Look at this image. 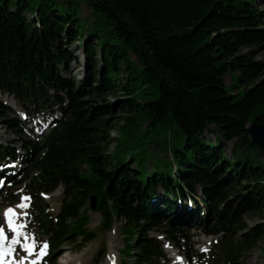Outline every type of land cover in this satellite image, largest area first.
I'll use <instances>...</instances> for the list:
<instances>
[{
	"label": "trees",
	"instance_id": "1",
	"mask_svg": "<svg viewBox=\"0 0 264 264\" xmlns=\"http://www.w3.org/2000/svg\"><path fill=\"white\" fill-rule=\"evenodd\" d=\"M262 4L0 0L1 95L30 113L61 114L43 142L23 140L27 175L0 170L34 198L31 220L50 242L42 264H56L66 240L82 249L97 237L94 197L101 229L121 222L134 244L121 264H160L155 231L187 246L192 231L222 233L209 264H240L258 245L264 224L246 232L243 216L264 207L263 154L247 130L264 125ZM73 62L87 71L79 86L67 74ZM10 112L0 99V115ZM25 124L9 121L16 132ZM18 156L0 143V166ZM59 187L54 214L42 194Z\"/></svg>",
	"mask_w": 264,
	"mask_h": 264
},
{
	"label": "rangeland",
	"instance_id": "2",
	"mask_svg": "<svg viewBox=\"0 0 264 264\" xmlns=\"http://www.w3.org/2000/svg\"><path fill=\"white\" fill-rule=\"evenodd\" d=\"M261 7L264 9V4L261 5ZM92 9L88 7L86 4H83V17L87 18L89 21H92L91 16ZM74 46H71L70 49H74ZM244 51H247V48H243ZM76 55L78 56L79 60L82 61L83 54L82 52H77ZM257 59H264V56L262 54L257 55ZM70 72H68V75H72L75 78V85L79 86L80 83L83 82L85 78V72L86 68L77 64L76 62H73L70 67ZM225 81L228 85L231 84V76L227 75L225 78ZM113 98V97H112ZM0 99L3 100L8 104V106L11 108V110L16 114H10L8 113L6 116L0 115V142L2 144H8L16 146V148L19 149V151H22V140L25 139L27 141L32 140L33 138L30 136L31 133L27 132H16L13 127L9 125V121L13 118L14 115L21 116L20 114L24 113L23 108L19 106V104L16 102L15 99H13L10 96L1 95ZM17 112H20L18 114ZM33 123H27V125H32ZM119 126V125H118ZM116 126V127H118ZM117 130V128L115 129ZM117 132V131H116ZM116 135V133H113ZM208 135L212 138L214 137V134L211 132H208ZM115 145V144H114ZM232 148V143H229V152ZM138 155V152L135 153ZM169 158H171V154L165 153ZM264 161V157L262 158ZM19 168L18 166H16ZM25 174L27 175L30 171V166H25ZM86 167L84 166V169ZM23 177V175H22ZM21 178H18L17 181L14 182H5L2 189L0 190V221L3 219V210L6 207H14L15 211L17 213L16 220L17 224H23L25 227L21 229L20 235L18 236V239L20 240L19 244H15V248L18 252V259L22 260V258L26 255V252L24 248L22 247L24 241L25 235L31 237L34 239L35 242H41L45 238L40 234L38 229L31 224L30 222V200L24 201L22 198L25 197V194L22 193L24 190V184L20 182ZM7 194V196H6ZM64 196V188L59 187L55 191L49 194H45V200L50 204V211L53 213H57L62 205V199ZM12 201H15V203H12ZM21 203H24L26 207L20 208L18 205ZM90 208L89 215H90V222L88 225V228L96 232L97 237L88 243L84 248L78 249L73 242L70 240H66L60 250H58L57 253H59V257L57 259L56 264H81V262H84V264H111L113 261H116L117 264H120L121 259L125 256L127 253H133L135 247L133 242L130 243L129 240L126 241V244L129 245L128 249H126V244L124 241V235L121 229V222L116 223L114 227L111 230L104 231L101 229V222H102V216L99 212L92 210L90 204L88 205ZM23 213H26L24 215ZM245 225H246V232L250 231L252 228L256 227L257 225L264 224V207H262L261 211H255L251 213H247L243 216ZM152 235L162 236L160 232H152ZM17 233L13 230L11 231V240L13 236H16ZM165 235V234H164ZM212 238L208 235H205L202 232L199 231H192L191 232V246L190 250L194 249L197 251V253H200L201 251L206 252V254H209L211 251V248L213 249V244L211 240ZM168 241V239L166 238ZM31 242V240L29 241ZM174 246L175 250L181 251L182 254H186V252H183L180 250L178 246H175V244H171ZM111 248H113V252H111ZM84 255V256H83ZM78 256H82L83 258H79L77 262L70 261L72 258H77ZM171 256V253L170 255ZM112 257V258H111ZM206 257H208L206 255ZM187 258L189 260V264H198L197 257H189V254L187 255ZM30 258L25 260L28 262ZM174 261L176 258L173 259ZM23 261V260H22ZM86 261V262H85ZM194 261V262H193ZM240 264H264V237H262L258 245L252 249L251 252L247 253L246 255L242 256L239 260Z\"/></svg>",
	"mask_w": 264,
	"mask_h": 264
},
{
	"label": "snow or ice",
	"instance_id": "3",
	"mask_svg": "<svg viewBox=\"0 0 264 264\" xmlns=\"http://www.w3.org/2000/svg\"><path fill=\"white\" fill-rule=\"evenodd\" d=\"M0 183H3L2 181H0ZM24 201L30 199V197H23L22 198ZM18 207L20 208H24L26 207V205L24 203H21L20 205H18ZM24 215H26V213H23ZM17 215L16 211L14 208H8L5 212H4V216L7 217V222H8V226L10 228H12V230L14 232L17 233L16 236L12 237V241L11 243L14 244H19L20 240L18 239V236L20 235V231L21 229H23L25 227V225L23 224H16L14 222L13 217H15ZM7 239V236L5 235V230L3 227H0V264H17V262L13 261V262H9L5 260V257L8 255H11L12 252L14 251V249L11 247V245H9L8 247L4 246V241ZM31 240V242H29ZM24 243L22 245V247L24 248V250L31 255L35 250H36V243L34 241V239H32L31 237L25 235L24 237ZM48 248V244L47 242H43L42 246L39 249V254L36 256V258L32 261V264H37V260H40L42 258V256L44 254H46V249ZM28 256H24L22 258V260H27ZM20 264H22V261L20 262Z\"/></svg>",
	"mask_w": 264,
	"mask_h": 264
},
{
	"label": "water",
	"instance_id": "4",
	"mask_svg": "<svg viewBox=\"0 0 264 264\" xmlns=\"http://www.w3.org/2000/svg\"><path fill=\"white\" fill-rule=\"evenodd\" d=\"M247 130L250 134L251 140L257 144V146L260 148L262 151L263 157H264V125L259 124L257 122L251 123L248 127ZM97 205V198H93V204H92V209H95Z\"/></svg>",
	"mask_w": 264,
	"mask_h": 264
},
{
	"label": "bare ground",
	"instance_id": "5",
	"mask_svg": "<svg viewBox=\"0 0 264 264\" xmlns=\"http://www.w3.org/2000/svg\"><path fill=\"white\" fill-rule=\"evenodd\" d=\"M9 245H11V247H13V246H14V245H13L12 243H10V242H9L8 246H9ZM170 251H172V252H173L174 250H172V249H171ZM111 252H113V248H111ZM83 256H84V255H83ZM79 258H83V257H82V256H78V257H77V258H75V259H74V258H72L70 261H72V262H77V260H78ZM111 258H112V257H111ZM83 259H85V258H83ZM85 260H86V259H85ZM85 262H86V261H85ZM81 264H84V262H81Z\"/></svg>",
	"mask_w": 264,
	"mask_h": 264
}]
</instances>
